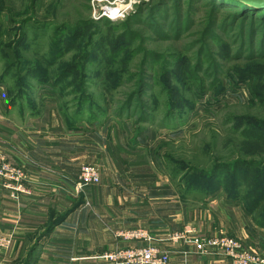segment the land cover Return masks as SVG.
I'll list each match as a JSON object with an SVG mask.
<instances>
[{"label": "rangeland", "instance_id": "1", "mask_svg": "<svg viewBox=\"0 0 264 264\" xmlns=\"http://www.w3.org/2000/svg\"><path fill=\"white\" fill-rule=\"evenodd\" d=\"M227 5L0 0V75L10 93L49 95L63 117L102 122L106 140L137 147L130 160L162 157L146 173L202 197L238 196L252 214L254 191L264 192V13Z\"/></svg>", "mask_w": 264, "mask_h": 264}, {"label": "crops", "instance_id": "2", "mask_svg": "<svg viewBox=\"0 0 264 264\" xmlns=\"http://www.w3.org/2000/svg\"><path fill=\"white\" fill-rule=\"evenodd\" d=\"M1 75L0 153L24 169L32 193L14 200L0 180V235L11 240L8 249H0V264H24L26 256L30 264H109L95 256L147 244L115 236L138 227L150 232V244L169 253L168 264H229L223 254L199 255L190 243L165 239L185 224L200 235L240 238L264 256V227L240 200L224 194L202 197L184 189L178 177L146 173L143 168L154 172L150 167L162 166V157L147 149L130 160L127 148L137 147H121L112 135L108 143L102 122L95 128L64 120L49 95L10 93ZM119 158L131 169L114 168ZM85 162H94L100 183L77 193L74 185Z\"/></svg>", "mask_w": 264, "mask_h": 264}, {"label": "built area", "instance_id": "3", "mask_svg": "<svg viewBox=\"0 0 264 264\" xmlns=\"http://www.w3.org/2000/svg\"><path fill=\"white\" fill-rule=\"evenodd\" d=\"M103 9L107 13L105 14L106 17L111 13H113L115 17L119 14L117 10L111 7ZM0 180L2 188L14 200H18L21 196L30 195L32 193L30 181L24 169L11 164L2 153H0ZM99 182L100 176L98 168L95 165L83 164L80 167L74 190L79 193L85 186L98 184ZM115 236L125 241H142L147 244L116 248L98 254L95 258L104 259L108 261L109 264L169 263V253L161 250L158 246L150 244L153 238L146 229L138 227L119 230L115 233ZM165 239L172 243H190L194 247V252L199 255H207L210 253L223 254L229 259V264H264V257L255 251L249 250L241 239L227 234H217L213 236L200 235L195 226L190 224H185L180 229L168 233ZM10 244V238L0 235V249H8Z\"/></svg>", "mask_w": 264, "mask_h": 264}, {"label": "trees", "instance_id": "4", "mask_svg": "<svg viewBox=\"0 0 264 264\" xmlns=\"http://www.w3.org/2000/svg\"><path fill=\"white\" fill-rule=\"evenodd\" d=\"M222 1L224 2V4H228L227 6H231L233 8H240L242 6H245V7L249 6L247 4H244V3L240 2V1H236V0H222ZM219 5H220V2H219ZM251 7L253 8V6H251ZM258 9L257 8L253 9L256 12L257 18L264 13V8H258ZM63 118H64V120L71 121L74 124H76L78 121L82 120L81 117H78V115L68 116V114H67V115H64ZM117 118L121 119L122 117H117ZM141 121H145V120H141ZM209 176H212V175H209ZM262 184L264 185V177L262 180ZM183 188H184V186H183ZM186 188H184V189L188 190L191 187L186 186ZM214 189L215 188L208 189V191H206V194H208L210 196H214V195L218 194L216 192L217 190H214ZM224 195L227 197H233V199H236V200H241L238 196L229 195V194L228 195L224 194ZM253 198H254V200H253V202H251V206L252 205H253V207L255 206L256 211H253L252 215L255 218L256 222L258 223L257 219L260 217V215L264 214V192L259 193V192L254 191ZM246 209L249 210L248 208H246ZM262 227H264V226H262Z\"/></svg>", "mask_w": 264, "mask_h": 264}, {"label": "water", "instance_id": "5", "mask_svg": "<svg viewBox=\"0 0 264 264\" xmlns=\"http://www.w3.org/2000/svg\"><path fill=\"white\" fill-rule=\"evenodd\" d=\"M249 6L264 8V0H236Z\"/></svg>", "mask_w": 264, "mask_h": 264}, {"label": "bare ground", "instance_id": "6", "mask_svg": "<svg viewBox=\"0 0 264 264\" xmlns=\"http://www.w3.org/2000/svg\"><path fill=\"white\" fill-rule=\"evenodd\" d=\"M113 13H111L110 15H112Z\"/></svg>", "mask_w": 264, "mask_h": 264}]
</instances>
